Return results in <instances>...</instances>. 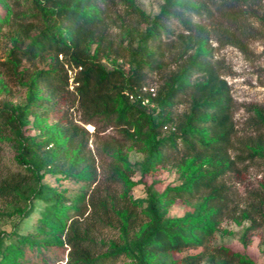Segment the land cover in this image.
Returning a JSON list of instances; mask_svg holds the SVG:
<instances>
[{
  "label": "trees",
  "instance_id": "trees-1",
  "mask_svg": "<svg viewBox=\"0 0 264 264\" xmlns=\"http://www.w3.org/2000/svg\"><path fill=\"white\" fill-rule=\"evenodd\" d=\"M26 2L35 15L34 22L24 24L13 12L17 0H0V26L14 27L12 47L0 66L17 72L23 62L43 61L47 67L28 75L26 103L0 108V137L8 138L10 131L18 162L27 171L0 178V196L12 203V212H0V218H27L38 202L45 210L31 233L0 236V264H62L59 257L67 247V264H116L125 255L132 264H252L212 243L232 214L223 179L241 158L231 153L233 96L215 62L212 40L246 48L259 35L250 19L259 23L264 37V0H164L156 15L135 0ZM115 4L124 7L122 13L114 11ZM115 28L119 34L113 38ZM150 73L162 76L155 96L143 92ZM69 95L78 101L82 123L103 122L123 133V143L114 140L103 149L112 155L105 180L121 188L119 196L102 195L99 188L71 196L42 182L46 173L84 182L98 177L85 127L67 115L49 124ZM142 96L154 105H143ZM180 104L186 110L176 113ZM258 117L264 126V115ZM32 129L39 134L31 136ZM125 147L145 155L139 164L143 176L172 162L180 183L162 191L149 188L146 200L134 199L137 170ZM246 147L250 159L264 162V134ZM191 200L200 201L193 213L165 219L177 201ZM259 203L232 218L253 219L256 228L264 199ZM104 228H118L119 240H97L95 233Z\"/></svg>",
  "mask_w": 264,
  "mask_h": 264
},
{
  "label": "rangeland",
  "instance_id": "rangeland-1",
  "mask_svg": "<svg viewBox=\"0 0 264 264\" xmlns=\"http://www.w3.org/2000/svg\"><path fill=\"white\" fill-rule=\"evenodd\" d=\"M137 5L147 14L156 15L160 11V6L164 0H135ZM18 5L13 8L17 22L32 23L34 22V9L26 0H17ZM114 11L122 13L124 7L115 4ZM263 10V7L260 9ZM14 17V16H13ZM115 18V15H113ZM251 26L259 35L262 28L255 19H250ZM218 22V21H217ZM216 22V23H217ZM214 23V27L218 25ZM14 27L10 25L0 26V63L8 58L9 50L12 47V36ZM119 31L115 28L112 30V37L115 38ZM257 34V35H258ZM255 36L249 40L246 48H239L235 45L226 44L225 41H218L216 38L212 40L215 62L218 65L224 79L228 81L233 96V120L236 127V135L233 139L232 156L239 155L241 158L237 161L236 167L229 172L223 179L228 198L229 211L232 213L230 217L225 218L219 226L213 238V245H224L233 252L239 253L252 264H264V215L255 217L256 228L253 219L236 220L233 215H240L242 210L247 209L250 205H260L259 200L264 199V162L256 158L254 160L248 157L247 145H250L255 138L264 134V126L259 125V114L264 115V37ZM104 65L108 69L113 68L110 61L103 60ZM43 61L35 63L23 62L17 72H9L6 68L0 66V108L4 105L16 107L23 105L30 94V80L28 75L35 73L38 69L46 68ZM127 69V67H125ZM162 84V76L157 73H150L145 81L147 88L159 89ZM47 95L46 91L40 93ZM60 107V106H59ZM176 113H183L186 110L185 104L175 107ZM62 115H67L76 123L90 133L89 148L92 150L98 171L97 180L94 182L75 181L64 179L62 176H54L46 173L42 182L50 187H55L60 191H65L67 195L74 196L79 192L96 191L105 195L107 192L120 195L122 190L120 187H113L105 180L107 167L112 160L111 152H103L107 143L116 140L120 143L124 142V136L120 129L108 127L103 122L85 125L81 120V112L79 104L75 96H66L65 101L61 105V109L53 112V117L49 119V124L56 122ZM33 121V118H30ZM90 125L93 129H90ZM39 134V130H31L30 135ZM8 138L0 137V178L11 177L18 174H26V165L18 162L19 151L16 143L11 136L10 131L6 132ZM11 138V137H10ZM124 153L128 156L129 161L135 167L137 172L133 175L132 180L137 183L130 193L134 199L146 200L148 197V189L154 191H162L168 185H176L180 183L179 174L172 162L161 166L156 174L143 176L139 171V164L144 160L145 155L136 150L127 147ZM107 190V191H106ZM200 201H177L173 206L169 207L165 219H173L193 213L198 207ZM12 203L6 198L0 196V212L10 214ZM146 206V205H144ZM45 210V205L38 202L30 216L20 219V215L0 218V236L8 238L9 236L18 234H28L34 231L38 224L41 214ZM89 212L86 213L87 216ZM97 240L106 242L118 241L120 231L118 228L99 229L95 233ZM14 236V235H13ZM67 247V246H66ZM70 249L67 247L65 255H60L59 260L62 264H67V254ZM106 250H103L104 252ZM201 251L188 250L174 257L178 258L186 254H193ZM101 251L98 253H102ZM131 256H123L116 264H132ZM203 264H211L205 262Z\"/></svg>",
  "mask_w": 264,
  "mask_h": 264
},
{
  "label": "built area",
  "instance_id": "built-area-1",
  "mask_svg": "<svg viewBox=\"0 0 264 264\" xmlns=\"http://www.w3.org/2000/svg\"><path fill=\"white\" fill-rule=\"evenodd\" d=\"M73 75H74V73L73 72H70V76H71V79H70L71 89L74 88V78H73ZM143 92L146 93V94H152L153 96H155V94H156V90L154 88H147L146 86L143 88ZM132 98L135 99L134 96H132ZM141 100H142V104L145 105V106H153L154 105L151 102L150 97L142 96L141 97Z\"/></svg>",
  "mask_w": 264,
  "mask_h": 264
},
{
  "label": "bare ground",
  "instance_id": "bare-ground-1",
  "mask_svg": "<svg viewBox=\"0 0 264 264\" xmlns=\"http://www.w3.org/2000/svg\"><path fill=\"white\" fill-rule=\"evenodd\" d=\"M90 129H93V126L92 125H90V127H89Z\"/></svg>",
  "mask_w": 264,
  "mask_h": 264
}]
</instances>
